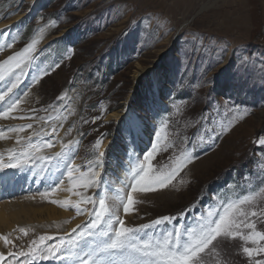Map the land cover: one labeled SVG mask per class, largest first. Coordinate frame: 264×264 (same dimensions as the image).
Segmentation results:
<instances>
[{"label":"rangeland","instance_id":"rangeland-1","mask_svg":"<svg viewBox=\"0 0 264 264\" xmlns=\"http://www.w3.org/2000/svg\"><path fill=\"white\" fill-rule=\"evenodd\" d=\"M39 1L33 4L31 0H0V23L27 13L21 26L22 20L13 30H0V60L7 53L11 55L7 45L13 44V34L17 35L15 31L20 32L18 47L24 46L27 42L21 40L25 38L22 33L24 27H28L31 33L36 23L38 26L39 22L48 23L55 19V27L49 37L53 41L34 60L39 80H36L33 68L32 81L33 85L34 80L37 84L33 101L24 100L31 88L28 82H24L27 91L19 88L22 97L18 96L21 99L18 106L29 104L16 117L26 118H16L14 123L6 119L5 124L6 128L32 124L31 129L23 131V138L27 141V135L33 131H43L41 118L44 114L61 108V123L51 138L53 149L61 151L55 148L58 138L77 136L75 141L78 143L71 146L68 154L74 161L73 167L86 165L95 155L96 141L103 137L99 151H103L105 156L103 167L97 170L104 183L99 188H74L76 192L70 191L71 203L99 195L106 196L107 203L112 205L118 203V193L125 196L129 193L127 170L136 157L142 159V156L135 153L136 137L130 135L123 128L121 118L113 117L112 113L120 111L126 104L142 112L151 98L158 97L154 92L148 93L140 102L143 91H150L151 85L166 101L168 81L172 84L175 98L158 122L165 133L157 138L156 132L154 144L157 152L152 160L153 170H171L175 167L176 158L185 150L191 152L194 159L167 188L132 193L137 201L134 210L126 215L121 207L119 212L125 225L139 228L159 218L172 217L170 221L138 233L142 238H162L168 231L182 225L189 229L197 227L202 222L201 217L208 219L209 211L222 214L227 204L264 188V144L260 143L264 139V0ZM57 46L67 49L65 58L60 50H56ZM141 67L146 71L134 78L135 71ZM16 76L14 74L9 81L14 82ZM64 90L71 94L68 108H63L66 98L61 93ZM15 91L18 92L13 89V93ZM131 107L128 116L135 120ZM142 126L139 124L144 139V143H139L138 139L140 148L149 145L154 128L151 124L145 135ZM196 128L200 130L191 139ZM210 135L221 138L210 141ZM33 138L37 140L39 137ZM109 142H113V149L107 154L105 147ZM213 144L216 147L209 149ZM44 155L52 156L49 153ZM32 164L36 169L41 168L39 161ZM54 164L55 161L35 173V178L42 179L41 183L45 181L43 176L48 174L46 182L51 185H35L26 192L50 188L59 180L68 183L67 159L59 168ZM33 166L23 169L21 185H29L26 172L30 175L34 171ZM240 169H245L243 175L227 173ZM219 177L227 179L213 187L211 184ZM11 180L14 181L15 177ZM3 185H8L7 181ZM77 191L80 195H76ZM55 194L48 203L61 208L64 195L61 199L55 198ZM52 200L60 203H52ZM80 207L86 209L83 214H78L72 207L67 208L69 214L65 221L70 224L79 222L75 231L63 228L55 236L57 240L52 241L53 237L45 241L47 246H51L63 239L66 247L69 241L72 242L69 250L63 255L58 254L53 261L58 258L61 264H79L77 256L83 255L81 249L87 251L88 246L94 247L99 240L106 239L87 235L92 230L90 222L94 206L81 203ZM243 207L249 212L256 208L264 211V199ZM83 216L84 221H78ZM250 219L256 222L258 231H264V217L258 215ZM51 223L55 224L54 221ZM26 230L27 235L19 229V236L12 242V252H27L32 241L49 236L46 231ZM241 230L245 235L251 231L247 228ZM92 231L99 232V229ZM81 233H85L84 237ZM214 244V251L204 254V264H255L257 259H264V254L248 257L242 251L243 247H264V241L254 244L236 237L220 238ZM21 257H11L13 259L7 262L15 264ZM114 260L120 262L121 259ZM49 262L56 264L51 259Z\"/></svg>","mask_w":264,"mask_h":264},{"label":"snow or ice","instance_id":"snow-or-ice-1","mask_svg":"<svg viewBox=\"0 0 264 264\" xmlns=\"http://www.w3.org/2000/svg\"><path fill=\"white\" fill-rule=\"evenodd\" d=\"M7 46L11 47V44ZM34 47L35 41L26 46L22 51L8 57L3 63H0V81H4L6 77H12L17 69L23 75L24 67L30 66V62L33 59L30 53L34 50ZM18 84L19 76H16L15 82H10L6 90L0 92V104L4 105V107L0 108V118H26L9 116L10 113L17 109L20 103L19 97L15 94L9 96V93H12L13 89L18 87ZM6 97L8 98L7 100L5 99ZM60 99L63 100L64 97ZM32 127V124H28L18 128H8L7 131L18 133ZM56 131V127L53 126L51 133L47 134L51 135L56 133ZM138 131L139 123L131 120L128 125L129 134L135 136ZM32 136L41 137V133L34 132ZM5 138V130L0 129V139ZM23 139V137L18 138L17 143L20 144ZM77 143L78 141H70L60 152L47 156L43 154V149L53 147L52 142L43 138L33 142L32 137H29L25 143L21 144L19 150H9L7 162H5L3 153H0V173L5 172V170H23L28 168L33 161L41 162V170H44V166L52 164L53 161H55L53 166L59 168L61 162L67 159L65 171L73 188L81 187L87 189L101 187L104 181L97 169L103 167L105 153L99 151L103 143V137L96 141L94 146L95 155L89 159L88 163L83 166L73 167L74 161L68 154L71 151V146ZM260 143L264 144V139ZM156 152L157 147L153 144L150 151L146 150L141 153L142 159L136 157L134 164L130 163L127 170L129 182L126 185L130 191L126 196L118 193L116 196L118 203L109 205L106 196L98 195L96 198H85L74 204L70 201H65L61 205L72 207L78 214H83L86 209L81 208L80 204L92 203L94 210L91 213L93 219L90 225L92 230L99 229V232L89 230L87 235L106 237V239L99 240L94 247L88 246L87 251L81 249L83 255L77 256L79 264H116L113 259L116 256L122 257L119 264H204V254L206 251H214V242L220 238L234 239L240 237L244 241H252L254 244L264 241V231H258L256 222L250 219L258 215L264 217V211L256 208L249 212L243 207L244 205L253 204L257 199H264V188H261L252 195L245 196L235 203L227 204L222 214H214L209 211L207 213L208 219L205 220L204 217H201L202 222L197 227L189 229L182 225L174 231H168L162 238L158 239L152 236H147V238L138 237V233L141 230L163 224L166 221H170L172 217L165 216L153 221L151 224L141 225L139 228H131L125 225V221L119 215L121 207L125 214L131 213L134 210V205L137 203L132 193H145L167 188L179 172L191 164L194 159L192 153L185 150L180 157L176 158L175 167L166 172H156L153 170L152 165ZM77 172L79 175H74ZM61 183H63L62 180L57 181L51 191L54 192ZM122 191L123 189L120 190V192ZM41 195L48 196L49 192L46 191L41 193ZM76 195H80V193L77 192ZM51 202L60 203L56 200H52ZM214 215L215 218H213ZM242 228H247L251 231L245 235L241 230ZM20 231L27 235L26 229L21 228ZM80 235L84 237L85 233H81ZM0 239L6 245L12 243L8 236H0ZM51 239H53L51 236H41L39 237V241H32V245L27 252H9L7 255L13 258L25 256L32 260H48L56 257L58 254L63 255L72 244L69 241L66 247L65 241L61 239L59 244L47 246L45 241ZM242 251L248 257L260 256L264 254V247H243ZM5 260V254L0 252V264ZM255 264H264V259H257Z\"/></svg>","mask_w":264,"mask_h":264},{"label":"bare ground","instance_id":"bare-ground-1","mask_svg":"<svg viewBox=\"0 0 264 264\" xmlns=\"http://www.w3.org/2000/svg\"><path fill=\"white\" fill-rule=\"evenodd\" d=\"M31 1L33 4H35L39 0H31ZM26 16H27V13H21V14L15 16L14 18H12L11 20L0 23V30L5 29V28H7L8 30L14 28V26ZM54 23L55 22L53 20L48 22V23H46V22L40 23L39 22L34 35L30 38L29 42L24 47H18V44L16 42L18 37L14 33L13 34L14 35V38H13L14 42L11 45V47H8V52L11 53L10 56H13L15 53L22 51L26 46H28L29 44L33 43V41H35L34 50L30 53V55L33 57V59L30 62V66L24 67L23 75L20 74L19 69H17L15 72V73H18V75H19V84L18 85H20V82L23 79L30 80L31 88H30V90H28L26 98H24V100L27 102L32 100L33 95L35 96V92L37 91V89H36L37 86L33 85V81H32V78H33V62L35 60L36 55L39 53L40 49H42L49 42V37L51 36V32L54 30V27H55ZM6 60H4V61H6ZM22 67H23V65H22ZM144 70H145V67H141L139 70H136L134 78H138V76L141 73H143ZM2 82L3 81H1V84H2ZM32 85H33V87H32ZM16 89H19V87H17ZM23 89H24V86H23ZM18 92H20V91H18ZM66 93L67 92L65 91L63 94L65 95ZM20 94H21V92H20ZM37 98H34V99H37ZM66 98H69V95H67ZM25 106H27V104H25ZM20 112H21V110H20ZM20 112L18 109H16L14 112L10 113L9 116L10 117H16V115L19 114ZM130 112H131L130 107L128 104H126V106L123 109H121L120 111L113 112L112 116L119 119L122 116H124L125 114L130 115ZM58 114H59L58 112H54V113L51 112V113L45 114L43 116V119H42L45 126L49 127L51 124L49 125L48 122H52L55 118L57 119ZM49 118H52V119H49ZM6 119L13 121V122L8 121L9 123H14L16 118H0V129L5 130V137H6L5 139H0V153H3V155L5 157V162H7V160H8L9 150H11V149L19 150L21 147V144L26 142L23 139V140H21L20 144L17 143V139L25 136V133H23V132H18V133L17 132H8L7 129L9 128V126H8V128H6L7 124H5V122H4ZM46 121H48V122H46ZM53 125H54V123H53ZM34 132H36V131H33L29 135L26 134L28 136V138L32 137L33 142H36L38 139L43 138L45 140L51 141L53 144V141L51 139L52 134L49 136L47 134V133H51L50 129H48V128L45 129L44 133H41V137H39L37 140H35V138H33V136H32V134ZM138 134L140 136L139 143H144V139L142 137L143 133H142L141 129H139ZM44 136H46V137H44ZM68 136L69 135H67L65 137V139H63V140H60V138H58L57 139V145L55 148L58 150H62V148L65 145H68L70 141H74L76 139V136H73V137H68ZM47 153L53 155V153H57V152L53 149V147L43 149V154H47ZM22 172H23V170H14V169L13 170H5V172L0 173V176H2L0 178V182H1L0 185L5 184L6 181H7L8 185H21L22 184L21 179L23 176ZM14 177H15V180L14 181L11 180ZM36 180H37L36 185H39L40 179L36 178ZM51 182H54V181L51 180ZM27 184H29V183H27ZM44 184L45 185H51V184H48L47 182H45ZM30 188L31 187H29L28 189H30ZM50 188H53V186ZM50 188L39 189V190L32 191V192H25L24 194L19 195L17 198L11 199L9 201L0 202V236H8L9 239L13 242V240L19 236V229H21V228L29 229L30 232L32 230H36L40 233H42L43 231H46L49 234V236H51V237H55L57 235V233L60 232V230L63 228L66 229V231L74 230L76 228V226L79 224V222H75V223L73 222V224H70L67 222L68 218H66V217L69 214L68 209H67L68 206H61V208H59V207L57 208L56 204L54 205V204L48 203V201H50L54 197V194L57 192H59V193L55 194L56 195L55 198H61L64 195L63 198H65V199L61 200L62 205L64 204L65 201L71 202L72 199H70V194H71L70 191H73V189H74L72 187L71 182L68 181V183L59 184V186L56 188L54 194H53V191L50 190ZM46 191L49 192V195L48 196H42L41 193H44ZM73 192H76V191L74 190ZM133 195H134V193H133ZM126 215H128V214H126ZM65 218L67 219L66 221H65ZM84 219H85V217L83 216L78 221L82 222V221H84ZM53 221L55 222V224L51 223ZM66 231H64V232H66ZM55 240H57V237H55L52 241H55ZM0 248H1L2 253L8 254L9 252H12V250H11L12 249V243L5 245L4 241L2 239H0ZM10 258H11V256H6V260L4 261V264H6V262ZM12 259L13 258H11V260ZM20 259L25 260L26 257L23 256ZM21 260H20V262H16L15 264H28V262H27L28 260H26L24 262ZM29 262L31 264H50L49 259L48 260L37 259L34 261H31V259H29ZM52 262H53V260H52ZM7 263H9V262H7ZM117 264H119V262H117Z\"/></svg>","mask_w":264,"mask_h":264},{"label":"trees","instance_id":"trees-1","mask_svg":"<svg viewBox=\"0 0 264 264\" xmlns=\"http://www.w3.org/2000/svg\"><path fill=\"white\" fill-rule=\"evenodd\" d=\"M142 88V87H141ZM138 89H140V87L138 88ZM141 93H142V89H141ZM143 93H144V91H143ZM143 93H142V95H143ZM143 96H141V98H142ZM141 102V101H140Z\"/></svg>","mask_w":264,"mask_h":264}]
</instances>
